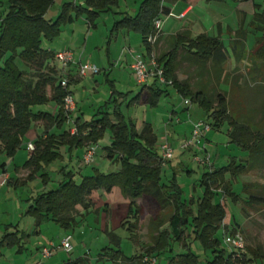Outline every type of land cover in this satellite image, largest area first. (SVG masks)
Listing matches in <instances>:
<instances>
[{
	"label": "trees",
	"instance_id": "trees-1",
	"mask_svg": "<svg viewBox=\"0 0 264 264\" xmlns=\"http://www.w3.org/2000/svg\"><path fill=\"white\" fill-rule=\"evenodd\" d=\"M176 1L139 0L137 11L134 14L120 13L121 18L113 23L110 33L121 29L138 33L147 52L155 53L166 79L171 80L170 85L176 92L184 99L189 98L191 102L199 104L207 115L205 122L210 124L211 129H221L227 123V135L231 142L248 153L247 159L241 164L231 161L226 166L203 174L201 186L204 193L199 197L196 208L194 199L189 202L183 199V192L175 178L168 185L161 182V154L156 147L157 137L152 126L145 123L137 131L135 125L126 119L121 110L122 103L118 100L129 92L118 91L113 80L106 79L113 88L112 99L99 106L90 120L77 118L73 126L68 124L72 121H68V113L63 108L67 91L60 84L54 51L42 48V41L52 42L58 37L61 26L83 16L89 26L94 27L100 14L114 13L118 0H84L79 5L64 3L54 20L45 17L52 0H3L6 9L0 19V154L13 158L22 147L26 133L37 121L42 120L47 128L56 130H61L64 124L69 125L60 133H48L47 129L32 142L34 149L23 164L30 170L27 178L40 173L46 179L44 170L53 161L63 158L58 150L60 146H66L72 156L79 148L95 146L109 132L111 142L103 151L110 161L116 160L120 164L119 170L104 173L94 168L92 175H85L76 182L72 171L62 168L64 177L57 188L31 198L26 213L36 219L37 225L43 221H53L63 228H70L76 223L73 214L76 207L82 206L86 211L90 207L86 198L92 191L104 190L109 193L117 187L123 196L129 198L127 214L121 227L125 225L130 232L136 228L137 199H142L152 210L147 226L151 241L144 256L157 258L166 255L165 264H247L264 258V253L247 246L240 257L234 258L230 250L221 247V240L216 233L226 212L224 206L215 201V196L219 190L233 201L239 200V196L232 191L231 183L225 179L227 172L233 177L250 171L264 172V131H254L248 118L241 114L242 111L235 117L228 110L229 100L225 96L217 94L213 97L203 88L193 90L189 81L177 78V69L181 51L182 59L190 65L212 73L215 79H225L223 82L229 83V91L235 86L241 92L248 83L253 84V88L259 86L264 90V45L251 56H242L244 44L239 40L242 34L239 30L236 32L238 38L232 47L236 64L247 60L248 66L243 68V74L233 79L234 85L227 80L230 75L225 69L228 55L219 38L205 34L193 38L188 31L178 32L171 36L170 48L157 54L153 45L147 42V37L155 33V20L169 13L165 4ZM159 40L160 32L154 44ZM238 78L243 85H237ZM156 83L152 79L147 91L140 90L132 100L156 106L161 96L167 94L166 87L169 86L165 84L161 88ZM47 88L50 89L49 95L46 93ZM115 93L117 96H114ZM50 102L57 106L55 114L35 110V107ZM259 102V119H255L256 123L264 121V98ZM72 128H75L73 134ZM4 165L0 164V168ZM243 189L247 199L242 201L241 211L247 217L243 204L264 206V184L245 183ZM108 235L111 242L118 246L111 253L114 264H148L142 261L143 255L125 256L120 249V238L114 232L108 231ZM10 236L5 234L0 245L18 244L17 237ZM193 242L199 244L202 255L193 248ZM176 243L181 245L182 251L173 254V245ZM207 253H211L212 257H206ZM249 254L251 257L248 258ZM67 264H87V258L78 257Z\"/></svg>",
	"mask_w": 264,
	"mask_h": 264
},
{
	"label": "rangeland",
	"instance_id": "rangeland-1",
	"mask_svg": "<svg viewBox=\"0 0 264 264\" xmlns=\"http://www.w3.org/2000/svg\"><path fill=\"white\" fill-rule=\"evenodd\" d=\"M4 11L5 6H3L1 13L4 14ZM57 15L55 5L46 14V19L49 20V18L53 17L54 20ZM113 17L118 16L111 12L102 13L97 18L98 24L101 25L98 30L94 27L88 28L83 22L82 17L76 19L74 22L76 29L73 37L74 40L71 44V47L75 49L73 52L75 55H80L83 63L94 64L99 69L98 73L83 77L79 82L71 86L77 103L82 108L83 120H90L95 110L111 98L113 88L110 82L106 80L107 77L114 81L118 91L122 93L129 92L119 97L118 100V102L121 101L122 103L121 110L126 119L135 125L137 131H140L145 123H150L158 137L157 145L167 140L173 147L172 159L165 162V167L161 163L163 170L162 182L168 185L170 180L175 178L183 192V199L188 202L194 199V206L196 208L199 197L204 193L201 179L203 174L210 169L209 165L208 167L204 166L205 164H202L201 161H204L208 157L211 159L209 160L210 163H215L216 167L219 168L228 165L231 162L230 157L232 156L238 160L237 164H241L243 162L242 159L244 160L248 153L234 143H228L229 137L226 132L228 127L225 124L221 129L210 130L209 134L216 136V140H213L212 147L210 146L208 151L197 150L198 152L196 151L197 153H195L191 149L189 150L190 147L184 150L181 147L187 141L184 138V132H175V128L173 127L180 126L183 128L190 122L194 124L201 119H205L206 115L198 107L197 103L184 104L182 96L171 85L168 86V93L161 96L156 106L152 107L135 99L132 100L140 92L141 86L135 83L133 77L130 80L129 72L124 67L120 68L123 71V75L119 77V71L113 69L116 67V65L114 66L116 57L114 59L112 54H110V59H108L106 55ZM111 18L112 22H110ZM108 21L110 22V26L107 24L108 27L105 30L106 26L103 24L104 22L108 23ZM70 35L71 33H68V24H66L60 28V33L56 39L52 42L43 39L42 44L48 42L49 44L54 43L57 49L68 48ZM153 48L159 54L170 48V42L168 39H165L162 42L154 44ZM179 54V67L177 69V78L179 80H187L193 90L203 88L205 92L213 97L217 94L225 96L229 100L228 110L233 112L232 114L235 117L242 111L241 114L248 118L254 131H264V121L260 123H256L255 121L256 118L259 119V101L264 98V90H261L259 86L253 88V84L248 83L241 92L235 86L229 91V83L223 82L225 79H222V77L215 79L212 73L201 71L184 61L181 57V51ZM55 65L58 70L61 68V64L57 61ZM238 65L229 62L225 66L226 73L230 74L227 80L233 85L235 82L233 79L239 76V74L244 73L241 65ZM126 76L128 80L125 79ZM237 82V85H243L240 78H238ZM46 93L50 94L49 88L46 89ZM114 96H117V94L115 93ZM51 108L53 113H55L57 106L55 108L51 106ZM76 108L75 102V109L70 113L72 123L75 121L73 114L76 112ZM171 116L172 120H170ZM177 120L180 122L177 123ZM39 122L42 123L41 121L35 123ZM43 124L45 125L44 121ZM68 126L64 124L61 130H56L55 128L49 129L47 127L45 129H49L48 133H60L67 129ZM33 130L34 128L31 127L26 135L30 136L31 134L33 136ZM40 133H44V128L41 129ZM36 137L37 135L32 139ZM107 137H109V132H106L104 137L99 141L100 146L105 144ZM86 147L88 146L86 145L83 148L86 149ZM58 150L63 158L53 161L44 170L47 174L46 179H43L40 173L37 178H17L14 167L16 165L21 167L22 163L27 159L28 154L32 153L31 151L28 153L27 150L20 148L13 158L3 153L0 154V164L6 162V165L10 166L8 171L14 179L10 184L0 185V240L5 234H11V238L17 237L18 243L12 246L7 244L0 245V264H35L38 261H41L43 264H67V262L78 257H86L87 264H114L111 259V253L117 250L118 246L111 242L108 231L114 232L120 238V249L125 256L146 255L145 250L151 241L147 233V226L152 210L142 199H137L135 201L138 206L136 228L130 232L125 228V225L121 227V222L126 217L125 213L129 198L123 196L119 188H114L109 193L104 190L92 191L86 198V202L90 207L86 211L82 206H77L73 212L76 216V223L67 229L53 221H43L37 225L36 219L26 213L31 204V198L58 187L64 177L62 168L66 171H72L76 182H79L81 177L85 175H92L95 167L104 173L116 172L120 168V164L116 160L110 161L109 158L105 157L102 147L96 151L93 162L84 166L79 157L81 151L79 154L73 153L71 156L67 152L68 148L66 146H60ZM245 153L247 154L244 158ZM217 154L219 155L218 157ZM246 176L250 177L251 174L247 172L233 177L230 172H227L225 179L231 183L232 191L239 196V200L233 201L230 196H225L218 191L215 201L221 203L225 208L227 220L222 223L225 230L228 231L232 228L234 230L241 229L240 232L244 237L246 247L248 246L264 253V206L243 204L246 208L247 217L241 211L242 201L247 199L246 191L243 189ZM6 177L7 183L8 176L6 175ZM223 227H220L216 233V236L220 240L223 238ZM14 233L16 234L14 235ZM67 233L71 236L70 243L72 250L70 252H66L61 248H55L53 255L49 258H41V256L37 255V248L41 245L48 247L49 241L58 247ZM221 247L226 248L222 242ZM173 248V254L182 251L181 245L178 243L174 244ZM193 248L197 253L200 252V255H202L198 243L193 242ZM205 256L212 257L211 253H207ZM148 257L149 259L152 258L151 256ZM166 257V255L157 256V264H165ZM252 263L264 264V258L252 261ZM133 264L137 263L134 262Z\"/></svg>",
	"mask_w": 264,
	"mask_h": 264
},
{
	"label": "crops",
	"instance_id": "crops-1",
	"mask_svg": "<svg viewBox=\"0 0 264 264\" xmlns=\"http://www.w3.org/2000/svg\"><path fill=\"white\" fill-rule=\"evenodd\" d=\"M52 1H53V3L51 5V7L48 9V11L46 12V14L55 5H56V12L59 13L62 5L64 3H73L76 5H79V4H83V2H84V0H52ZM138 2H139V0H118V6L116 8L114 7V9H113L114 13L111 12L114 15L118 16V17H113V23L121 18L120 13L134 14L138 9ZM165 5L169 8V13L168 14H162L159 18L161 20L159 42H162L165 39L170 40L171 36L175 35L178 32H182V31H188L190 33V36L193 38L199 34H205L209 37H216V38H219L221 40V42L223 43L225 50L227 52V55H228L227 63L231 62V64L236 63L232 47H233L234 41L238 38V35H236V32L238 30H239V33L242 34L241 35L242 37L240 36L239 40H241V42L243 41V44H244V50L242 52V56L247 55L249 57L255 52L256 49H258L260 46L264 45V0H178L174 3H166ZM3 6H5V9H6L5 3H3V0H0V19L2 17L1 11L3 10ZM108 13H110V12H108ZM46 14H45V17H46ZM170 14H172V15H170ZM82 18H83V22L87 25V27L91 28L89 26L87 20L85 19V17L83 16ZM49 20H53V17L49 18ZM74 22L75 21H73L72 23H69L70 25L68 24V33H71V35L68 39V48L57 49V48H55L54 43L49 44L48 42L45 44H42V48H44L48 51L51 50L54 52L64 50V49H69V50L74 51L75 49H73L71 47V44L74 40L73 37H74L75 29H76L75 28L76 25ZM110 22H112V18L110 19ZM110 22L109 21H108V23L104 22L103 25L106 26L105 30H107V27L110 26L109 25ZM113 23L111 25V28L113 26ZM107 24H108V26H107ZM100 26L101 25L98 24V22L96 20L94 28L98 30V29H100ZM104 33H105V31L103 32V36H104ZM136 35H138V36H136ZM104 38H103V40H104ZM107 45H108L107 54H106L107 58L110 59V54H112L114 59L116 57V60H114V62H115L114 66L116 65V67H118V68H116V67H114V68L112 67V68L117 69V71H119L118 76L121 77L123 75L122 74L123 71H121L120 68L124 67L129 72L130 80L133 77V75H132V64L134 63L136 57L142 56L143 58L147 59L149 57V54H150L146 50V45L144 44L142 37L138 33L128 31L126 29H121L117 32L110 33ZM74 61L75 62L71 65L70 70H69V82H70L69 90L73 94V96L75 98L76 106H77V108L75 110L76 112H74V114H73L74 119L76 120L77 118L83 119V111H81L82 108L77 103V99L75 97V94H74L71 86H72V84L79 82L83 78V77L79 76V72H78V64L80 62L83 63V61L80 58V55H77V54L75 55V53H74ZM237 64H240L242 68H245L248 66V65H246L247 60H242L241 62H239ZM130 75H132V76H130ZM84 77H86V76H84ZM125 79L128 80L127 76L125 77ZM151 82H152V80H150L146 86H142L141 90L146 92L148 87H149V84ZM157 84H159V83H156V86H158ZM159 85L161 88L165 87V84H159ZM166 88L168 91L169 87H166ZM183 100H184V104L191 103L189 98H187V99L183 98ZM197 105L199 108H201L198 103H197ZM51 106L55 108V105L53 104V102H50L47 105L35 107V110L37 109V110H41V111L50 112L52 114H55L56 112L53 113ZM97 109L95 110L94 114L96 113ZM204 113H205V111H204ZM205 115H206V113H205ZM71 117H72V114H71ZM170 120H172V116H171ZM206 120H207V115H206L205 119H201L199 121H206ZM209 120L212 121L211 119H209ZM41 122L42 123L39 122V123H33L32 124L31 127L34 128L33 136L31 134H30V136L27 134L24 137V140H23L24 143H23L21 148L27 150L28 153L30 151L27 149V144L29 142L34 141V139H32L34 136L41 135L40 132H41L42 128H44V131L46 130L45 129L46 125L43 124L42 120H41ZM176 122L179 123L180 121L178 122V120H177ZM68 124H71V126H73V123H71V122H69ZM224 124L227 125V127H229L227 123H224ZM193 125H194L193 122H190L187 126H184L183 128H181L180 126L179 127L178 126L173 127V128H175V132H177V131H179L180 133L184 132V138L188 139L191 135ZM225 125H223V126H225ZM152 129H153L154 134L156 135L153 127H152ZM209 132H207L205 134V136L202 137L195 144V146L193 145V146H190V148L188 147L189 150L191 149L195 153L198 152L197 150H200V151H203V150L206 151L207 150L208 151V148L210 146L212 147L213 140H216L215 139L216 136H214V135L211 136L209 134ZM156 137H157V135H156ZM228 141H229L228 143H232L230 138L228 139ZM110 142H111V139H110V135H109V137H107V140L103 146H100L99 142L95 146H96L97 150L100 149V147H102L104 150V148L106 146H109ZM160 145H161V143L159 145H156L159 154H161ZM188 148H186L184 150H187ZM79 149H77L74 153L79 154V152L81 151L80 152L81 155L79 156L80 160H81L85 151L87 150V147H86V149L83 147L79 148ZM246 154L247 153H245L244 158L246 157ZM29 156H30V153L28 154L27 159L29 158ZM218 156L219 155L217 154V157ZM230 158H231L230 161H234L236 163L238 162L236 157L232 156ZM246 159H247V157L244 160L242 159V161L244 162ZM209 160H211V159L209 158ZM24 162L22 164H24ZM4 163H5L4 167L0 168V173H5L8 176V182L6 184H10L13 182L14 179L12 177V174L9 173V171H8L10 166L8 167L6 165V162H4ZM165 164H164V167H165ZM208 165L210 166L209 171L218 169L216 167L215 163L212 164L209 161V163L208 164L206 163L204 166L208 167ZM14 168H15V173H16L18 179H20L21 177L27 178V176L30 172V170H27L28 168L23 167V165L21 167L16 165ZM95 168H97V167H95ZM97 169L100 171L99 168H97ZM101 172H103V171H101ZM249 173L251 174V176L250 177L246 176V178H245L246 180H244V184L245 183L254 184L256 182H260V184H264V172H258V171L251 172L250 171ZM38 175L39 174H36L34 177L37 178ZM165 175L167 176L166 173H165ZM161 182H162V178H161ZM114 188H117V187H114ZM219 193H220V191H219ZM127 208H128V204H127ZM127 208H126L125 216L127 214ZM226 220H227V216H225V219L223 220V222H225ZM220 227H223L222 224L220 225ZM112 228L114 229V227H112ZM240 230H238V229L234 230L232 228V229H229L228 231H230V232H228L223 227V232H222L223 235L222 236L224 237L225 234L226 235H228V234L233 235L236 232H240ZM67 235H69V234L67 233L65 236H67ZM50 242L51 241H49V244H50ZM221 242L224 244L223 238H222ZM45 246L46 245H41L40 247L37 248V255L41 256L40 250L42 247H45ZM245 248H246V244H245ZM249 248H251V247H249ZM226 249L229 250L227 247H226ZM251 249H253V248H251ZM199 254H200V252H199ZM249 257H251L250 254H249L248 258ZM152 258H155V257H152ZM155 263H157V259H156ZM247 264H253V263L251 261V262H248Z\"/></svg>",
	"mask_w": 264,
	"mask_h": 264
},
{
	"label": "built area",
	"instance_id": "built-area-1",
	"mask_svg": "<svg viewBox=\"0 0 264 264\" xmlns=\"http://www.w3.org/2000/svg\"><path fill=\"white\" fill-rule=\"evenodd\" d=\"M172 15V14H170ZM155 33L147 37V42L151 45H154L158 34L160 32L161 20H155ZM55 60L61 64L59 69L60 74V84L67 91L63 98V108L66 113H68V121L70 120V113L75 109V98L71 91L69 90V70L71 65L74 63V52L69 49L60 50L54 52ZM79 76L84 77L88 75H94L99 72V69L96 65L90 63H79L78 64ZM132 75L135 83L139 86H146L148 82L152 79H155L159 84H171V80H167L163 68L159 65L155 53L152 51L149 54L147 59L142 56H137L134 63L132 64ZM211 130L209 123L205 121L195 122L190 137L187 139L186 143L181 147L186 149L190 146L195 145L202 137L205 136L207 132ZM75 132V128L71 129V133ZM27 149L33 151L34 145L32 142L27 144ZM161 153V163L164 165L166 161H169L173 157V147L166 140L160 145ZM96 146H90L84 153L81 163L82 165H88L93 162L96 155ZM202 164L209 163V158L206 157L204 161H201ZM7 177L4 173H0V184H6ZM71 236H65L58 247L55 246L53 242H50L48 247H42L40 254L42 258H49L53 255V250L55 248H61L66 252L72 250V245L70 243ZM223 242L225 246L233 253L234 258L240 257V255L245 250V240L243 235L240 232L235 234L224 235ZM143 262L148 264H154L156 262L155 258L149 259L148 256L143 257ZM35 264H42L41 261H38Z\"/></svg>",
	"mask_w": 264,
	"mask_h": 264
}]
</instances>
